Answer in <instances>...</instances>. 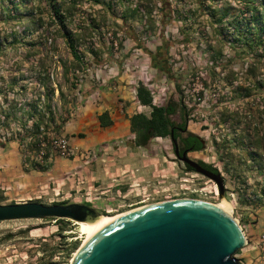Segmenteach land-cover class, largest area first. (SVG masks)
Returning a JSON list of instances; mask_svg holds the SVG:
<instances>
[{
    "label": "rangeland",
    "instance_id": "rangeland-1",
    "mask_svg": "<svg viewBox=\"0 0 264 264\" xmlns=\"http://www.w3.org/2000/svg\"><path fill=\"white\" fill-rule=\"evenodd\" d=\"M49 2L0 0V160L14 154L24 170L42 166L31 158L39 136L47 142L62 134L82 105L83 84L111 66L127 85L144 86L153 105L172 106L181 126L183 101L186 134L202 142L188 156L222 175L234 218L264 212V149L245 137L255 123L264 135V46L253 45L251 21L261 0H56L78 38L81 64ZM134 101V110L149 115L150 106ZM95 153L87 184L64 195L8 184L7 163L0 164V203L88 202L108 216L175 198L220 202L212 180L176 159L169 136L145 147L122 138ZM83 241L73 220L0 221V264H69ZM253 244L234 257L244 263L254 251L256 264H264V250Z\"/></svg>",
    "mask_w": 264,
    "mask_h": 264
},
{
    "label": "water",
    "instance_id": "water-1",
    "mask_svg": "<svg viewBox=\"0 0 264 264\" xmlns=\"http://www.w3.org/2000/svg\"><path fill=\"white\" fill-rule=\"evenodd\" d=\"M172 136V135H171ZM175 157L212 180L220 198L224 179L184 151ZM85 203H0V221L57 218L84 221L98 215ZM247 245L239 221L210 202L175 198L131 209L110 221L73 254L69 264H244L234 257Z\"/></svg>",
    "mask_w": 264,
    "mask_h": 264
},
{
    "label": "crops",
    "instance_id": "crops-1",
    "mask_svg": "<svg viewBox=\"0 0 264 264\" xmlns=\"http://www.w3.org/2000/svg\"><path fill=\"white\" fill-rule=\"evenodd\" d=\"M114 68L99 69L95 75L83 84L80 98L82 105L77 108L74 118L62 126L64 134L72 148L80 151L96 149L105 144L117 143L118 139L134 137L131 132L130 117L140 113L136 109V86L127 85ZM135 93V95H133ZM145 106V105H142ZM107 113L105 121L112 120V124L101 126L99 116ZM84 134V136H79ZM14 153V152H13ZM7 161L0 160V164L7 163L6 168H1L7 176V183L20 185L29 190L42 189V193L64 195L80 186L75 175L84 174L87 184L88 176L92 175L91 166L85 164L82 156L74 158L52 155L43 167L24 170L26 163L17 160L11 154ZM40 166V165H39ZM1 167V166H0ZM1 173V171H0ZM17 202V201H16ZM239 223L246 235L247 244L257 241L258 236L264 231V212L256 211L254 219L241 217ZM256 253L249 251L244 254V264H256Z\"/></svg>",
    "mask_w": 264,
    "mask_h": 264
},
{
    "label": "trees",
    "instance_id": "trees-1",
    "mask_svg": "<svg viewBox=\"0 0 264 264\" xmlns=\"http://www.w3.org/2000/svg\"><path fill=\"white\" fill-rule=\"evenodd\" d=\"M49 6L51 7L52 16L58 19L59 21V30L60 33L66 43L67 48L72 55V58L76 61L77 64H81L82 55L80 54L77 43L78 38L76 34L68 28L66 24V16L61 12L59 7L57 6L56 0H49ZM164 4L167 3L168 0H161ZM261 6L263 10H259L258 6H255L252 13V25H253V45L255 47L264 46V20L262 16V11H264V0H261ZM225 15V13H223ZM169 16V14L167 15ZM92 51V50H91ZM248 75L254 76L255 69L253 66H250L248 69ZM136 96L138 101L145 106H150L151 111L149 115L143 113H137L130 117L131 124V132L134 136V143L137 146L145 147L147 143L154 137H167L170 134V129L173 127V121L171 115L174 113V108L170 105H153L152 104V96L150 92L142 85H139L136 88ZM180 115L184 120V126H186L188 112L186 110V106L181 101L179 107ZM237 115V114H236ZM107 116V113H103L99 116L100 125L107 126L112 124V120L105 121L104 118ZM248 140V145L254 147L255 149H264V135L259 131L258 124L255 123L252 128V132L249 131L245 135ZM242 139H245L242 137ZM185 142L188 145H193V150H200L202 147V143L200 138L195 134H189V137L185 139ZM255 154V152H253ZM257 155V154H256ZM43 166H39L34 164V168H41ZM217 171L215 168H213ZM218 172V171H217ZM55 203H67L66 201L55 202ZM85 204L91 206L90 203L86 202ZM104 215V214H102ZM107 216V215H106ZM53 219V218H51ZM57 221H64V219H57ZM59 233L65 230L63 226H60ZM238 250L236 253H238Z\"/></svg>",
    "mask_w": 264,
    "mask_h": 264
},
{
    "label": "built area",
    "instance_id": "built-area-1",
    "mask_svg": "<svg viewBox=\"0 0 264 264\" xmlns=\"http://www.w3.org/2000/svg\"><path fill=\"white\" fill-rule=\"evenodd\" d=\"M95 149H87L84 151L76 150L69 144L68 138L64 134H60L51 138L45 142L43 137L39 136L37 139V150L35 156L31 157L35 162L44 164L48 158L52 155H60L63 157L74 158L76 156H82L85 164H88L95 155ZM78 183H81V177L75 175ZM254 249L264 250V231L260 234L259 238L253 244Z\"/></svg>",
    "mask_w": 264,
    "mask_h": 264
},
{
    "label": "bare ground",
    "instance_id": "bare-ground-1",
    "mask_svg": "<svg viewBox=\"0 0 264 264\" xmlns=\"http://www.w3.org/2000/svg\"><path fill=\"white\" fill-rule=\"evenodd\" d=\"M214 205L217 206L218 208L222 209L224 212H226L230 215L232 214V207H230V203L225 198H221L220 202L217 204H214ZM125 212L117 213V214H113V215H108V216L102 215L101 213H98V215H96L92 219H88V220H84V221H74L75 223H77L79 225L81 233L84 235V241H83L82 245L92 234H94L96 231H98L104 225H106L110 221L116 219L117 217L121 216ZM82 245H80V246H82Z\"/></svg>",
    "mask_w": 264,
    "mask_h": 264
},
{
    "label": "flooded vegetation",
    "instance_id": "flooded-vegetation-1",
    "mask_svg": "<svg viewBox=\"0 0 264 264\" xmlns=\"http://www.w3.org/2000/svg\"><path fill=\"white\" fill-rule=\"evenodd\" d=\"M185 134H186V126H181L180 124H177V123L173 124V127L170 129V134H169V139H170L171 144H172L173 153L175 151V148L178 149L179 155H181L184 151H186L187 156H188L191 152L196 151V150L192 149L193 145H188L185 142V139H187L189 137V134H186V135ZM179 162H181V161H179ZM198 162L201 163L204 167H206L212 171H215L212 167L205 165L203 162H201V161H198ZM185 168L189 169L188 167H186V165H185Z\"/></svg>",
    "mask_w": 264,
    "mask_h": 264
}]
</instances>
